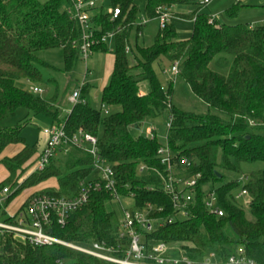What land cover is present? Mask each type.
<instances>
[{"label": "trees", "instance_id": "16d2710c", "mask_svg": "<svg viewBox=\"0 0 264 264\" xmlns=\"http://www.w3.org/2000/svg\"><path fill=\"white\" fill-rule=\"evenodd\" d=\"M106 1L110 7L119 8L117 18L109 21L108 14L97 8L91 20L99 28L98 38L114 31L115 43L110 50L112 70L100 95V104L112 111L104 114L101 109H94L85 97L91 84L83 82L79 85L82 101L71 105L61 118L55 101L35 95L16 82L41 81V68L49 65L39 58L40 51L61 49L65 73L72 72L82 58L81 31L69 12L70 1L0 0V164L9 173L0 182V189L13 185L36 153L35 146L21 135L24 122L4 124L22 108L50 118L52 123L63 121L68 137L78 129L95 136L100 156L112 166L114 186L120 197L133 195L135 208L146 204L161 208L150 213V217L161 221L160 226L142 232L146 251H151L156 243H180L188 258L195 262H202L207 252H213L219 263L226 264L230 256L242 252L246 258L264 264V166L252 170L244 185L250 217L235 199L237 180L225 177L226 172H240L243 164H264V25L220 23L215 19L210 22L206 13L196 9L190 17L193 21L190 37L177 40L172 23L160 28L158 10L171 11L172 6L184 3L200 8L201 0H143L152 35L147 45H138L143 24L136 22L139 9L134 0ZM243 7L235 2L226 10L227 16L236 17ZM134 27L138 55L130 63L127 55L133 51L129 37ZM107 50L106 43L100 41L92 46L93 52ZM157 61L171 65L178 62V74L166 86L161 85L155 74L153 65ZM142 80L149 84L146 93L140 90ZM188 95L194 103L189 109L179 100ZM198 103L204 108L196 107ZM162 113L167 114L170 122L166 145L173 154V162L179 168L184 158L185 172L199 174L186 217L178 216L155 171H138L140 165L163 170L156 157L162 144L154 131L153 137L148 138L133 136L130 128H138ZM17 144L21 145L17 153L2 156L6 147ZM65 146L73 151L67 155L64 171L52 159L44 169L33 172L0 204L2 219L10 220L5 217V209L13 195L51 177L56 178L57 188H46L41 193L78 194L79 183L93 173V159L69 142L61 144L59 150ZM207 188L214 190L222 216L205 209L202 199ZM119 208L112 203L111 192L102 185L89 192L86 203L68 215L65 225L54 222L47 230L64 242L80 246L127 245L128 239L117 234ZM112 255L120 258L124 250H113ZM0 264L115 263L59 244L33 246L5 233L0 237Z\"/></svg>", "mask_w": 264, "mask_h": 264}, {"label": "built area", "instance_id": "2783aa9c", "mask_svg": "<svg viewBox=\"0 0 264 264\" xmlns=\"http://www.w3.org/2000/svg\"><path fill=\"white\" fill-rule=\"evenodd\" d=\"M69 1V12L79 25L81 31L79 52L82 58L86 60L93 53V44L98 41L106 43L108 39L114 36V31L104 33L99 38L96 36L99 28L94 25L91 17L95 9L102 8L104 0ZM211 1L201 0V5L206 6ZM158 11L159 26L160 28H164L170 21V9L163 8ZM103 12L108 14L109 21H114L119 15V8L109 6ZM212 20L213 18L210 17L209 21L211 22ZM144 22H141V24ZM125 50L129 51V47H126ZM178 71V62H175L171 65L168 72L175 77ZM80 86L74 89L68 96V101L71 105L82 101ZM29 91L35 95L43 93V89L37 86H30ZM104 114H108V112L105 110ZM249 124L252 125V122ZM166 125L167 130L170 122H167ZM153 131L150 130L145 137L152 138ZM41 132L44 137V146L35 161L33 172L40 171L48 166L59 151V146L69 142L92 157L93 172L97 174V178L93 181H87L86 179L81 181L79 183L78 194L75 196H52L45 193H36L30 196L15 214L6 217L10 219L9 221L0 217V235L12 233L33 246L59 244L102 261L115 264H221L214 260V258L217 260V257L213 252H209L210 255H206L202 262L192 261L185 255V251H182V248L172 244L156 243L152 245L151 251H146V247L141 240L142 232H149L157 226H160L161 221L150 217V213L153 210H160L161 208H157L151 204H146L142 208H135L132 205L133 195L125 198L120 197L114 186L112 166L100 156L96 145L97 138L95 136L78 129L68 137L64 130L63 121L53 123L49 128L42 129ZM156 157L163 166L162 171L143 165L138 167V171H155L161 178L163 192L170 196L178 216L186 217L187 209L193 199V190L197 184L199 174L189 175L186 172L176 173L177 166L173 162V154L166 143L158 147ZM180 164L182 168H186V159L183 158ZM243 179L247 180V176H243L240 180ZM240 180H237L238 184ZM102 185L111 192L112 201L117 202L120 206L121 216L117 234L121 239H128L129 243L127 245L108 246L105 243H92L89 246H80L64 242L48 232L47 229L54 222L61 226L65 225L68 215L86 203L89 192L92 189H99ZM9 192L10 190L7 187L0 189V204L7 199ZM124 199H130L131 204L127 207L121 206V200ZM235 199L237 201L241 199L247 205V192L244 186L241 188L238 187V192L235 193ZM202 202L210 214L215 216L223 215L214 190L206 189ZM113 250H124V255L120 258L114 257L112 255ZM226 264L257 263L246 258L242 252H238L236 255L230 256Z\"/></svg>", "mask_w": 264, "mask_h": 264}, {"label": "rangeland", "instance_id": "374dc122", "mask_svg": "<svg viewBox=\"0 0 264 264\" xmlns=\"http://www.w3.org/2000/svg\"><path fill=\"white\" fill-rule=\"evenodd\" d=\"M40 1H46V0H40ZM250 1L249 3L252 4H264V0H241L242 2ZM136 6L138 7L139 11L137 13L136 22L139 24L143 21L147 20V17L144 12V2L143 0H134ZM236 0H213L211 4H209L207 7H204L201 12L206 13L207 15L214 14L218 17V21L220 23L229 21L230 19H237L242 21V23L247 22L250 23H257L258 24H264V22H253V21H259L260 19L264 18V7L258 8V9H252V8H242L238 15L236 17H228L226 10L232 6ZM103 4V5H102ZM102 10H107L109 7L106 0L102 3ZM197 5L193 3H184V4H178L172 10L174 13V17L172 18V25L175 29V37L177 40H184L190 37L193 29V21L190 18L193 13L196 11ZM172 12L170 11V17L172 16ZM146 19V20H145ZM150 29H144V34L141 31L139 33V38L137 40L138 45H147L151 40L152 35V25L149 24ZM146 27V26H145ZM144 28V27H143ZM142 28V29H143ZM143 35V37H142ZM135 27L132 29L129 37V43L130 46L133 48V51L130 52L127 57L128 61L131 63L133 62L134 55H138L137 51L135 49ZM114 40L113 38H110L106 41L107 51L106 52H100L96 51L93 52L86 60L80 58L76 64L72 72L65 73L63 72V56H62V50L59 48H53L48 50H43L38 53L39 58L47 63L49 66L42 67L41 68V76L42 79L40 82H26V80L20 79L16 82V85L25 89L29 90L30 86H37L43 89V93L40 94V97H43L46 100H52L55 101L56 105L59 107L60 110V117L63 118L66 111L70 108L71 104L68 101V96L71 94V92L76 89L80 84L83 82H87L91 84V88L89 92L86 94V98L89 102V104L94 109H101L102 113L103 111L111 112L110 108L106 105L100 104V95H101V89L103 85L108 80L109 77V69L111 65V53L110 50L114 47ZM171 67V64L165 62V61H157L154 63L153 68L155 71V74L160 81L162 86H166L167 83L170 81L171 78H173V75L169 73V69ZM149 89V84L146 80L140 81V90L142 93H146ZM191 95L180 97V102L184 105V108H191L193 102H191ZM188 100V101H187ZM197 103V101H195ZM194 104V103H193ZM203 107V105L199 104L196 107ZM200 107V108H201ZM27 118V119H26ZM23 127L21 128V135L26 139V142L30 145L35 146L36 153L34 156L25 164V170L22 172L18 178L15 180V183L12 185H4V187H8L10 192L7 195H10L14 189H17L21 183L19 182L20 178H24L26 176V173H28L31 168L33 167V162L35 159V156L37 154V149L39 150L42 148L44 144V137L42 135V129L49 128L52 125V121L50 118L43 116V115H34L32 113H29L27 110L20 108L16 115L12 118H8L4 121V124L7 126H13L16 124H23ZM250 121H248V124ZM167 124V114L162 113L159 116L146 120L143 122V124L138 127L134 128L131 127L130 131L133 136H145L150 130H154L157 136V140L160 144L164 145L166 143V125ZM168 147V146H167ZM9 148L17 149V145L10 146ZM10 149H5L6 152H10ZM54 157L53 163L54 165L60 170L64 171L67 155L70 151H73L71 147L65 146L62 150H59ZM64 152V153H63ZM264 164L257 163L256 165H249V164H243L241 165L240 172L237 173H225L226 179L229 180H240L243 176H249L252 170H256L258 168L263 167ZM5 168L0 165V179L5 177L6 172ZM186 168L177 167L176 173H182L185 172ZM32 174V173H31ZM30 174V175H31ZM29 175V176H30ZM97 178V174L95 172L91 173L87 181H93ZM56 178L51 177L48 178L44 183L50 184V182L56 181ZM21 180V179H20ZM247 183L246 180H240L239 181V188L244 186ZM31 187V186H27ZM27 187L20 190L18 193L13 195L8 203V210L10 212L15 211L21 202L23 201L24 196L26 195ZM34 188V187H33ZM205 188V187H204ZM208 189V188H207ZM238 190V189H237ZM238 192V191H237ZM8 197V196H7ZM242 207L244 208L245 214L247 217H250V214L248 212L247 206L244 203L243 200L239 199L238 201ZM113 204H117V202L112 201ZM131 204V200L124 199L121 200V206H129ZM120 209V208H119ZM121 216V212L119 214V219ZM1 237V235H0ZM177 247L182 248V251H185V248L182 247L180 243L178 244H172ZM209 252H207V255ZM185 255L186 252H185ZM210 255V254H209ZM215 261H218L214 258Z\"/></svg>", "mask_w": 264, "mask_h": 264}, {"label": "crops", "instance_id": "0c3cea01", "mask_svg": "<svg viewBox=\"0 0 264 264\" xmlns=\"http://www.w3.org/2000/svg\"><path fill=\"white\" fill-rule=\"evenodd\" d=\"M213 1V0H212ZM211 1V2H212ZM240 2L241 3V0H236V2ZM211 2L209 3V4H211ZM250 1H246V2H242V4L244 5V7L243 8H252V9H260V8H263L264 7V4H258V3H256V4H252V3H249ZM209 4H207L206 6H201L200 8L198 7V5H197V10L198 9H200L199 11L201 12V10L204 8V7H207ZM176 7V5H174V6H172L171 7V12H172V10H174V8ZM209 17H212L213 19H215V20H217L218 21V17L216 16V15H214V14H210L209 13V15H208ZM174 17V13L172 12V16L170 17V21H169V23H172V18ZM146 20V19H145ZM219 22V21H218ZM253 22H260V23H262V22H264V18H262V19H260L259 21H253ZM223 23H229V24H237V23H242V21H240V20H237V19H230L229 21H226V22H223ZM244 23H247V22H244ZM149 24H150V22L148 21V19L143 23V29H142V32H143V34H144V29H149V30H151L150 29V26H149ZM247 24H249L250 26H253V25H257V23H252L251 21H250V23H247ZM258 25H264V24H258ZM146 26V27H145ZM142 37H143V35H142ZM111 56H112V59H111V65H110V69H109V75H110V72H111V70H112V65H113V55L111 54ZM26 82H29V81H26ZM106 84V83H105ZM104 86V85H103ZM110 108V110H112V108L111 107H109ZM69 110V109H68ZM67 110V111H68ZM66 111V112H67ZM108 112V111H107ZM53 124V123H52ZM10 146H13V145H9L8 147H6L7 149H10L9 151L10 152H6L5 153V151L3 152V154H2V156H7V157H11V156H13L15 153H17L19 150H20V148H21V145H18L17 144V149L16 148H13V149H11V148H9ZM43 146H44V144H43ZM43 146H42V148H43ZM5 148V149H6ZM42 148H40L39 150L37 149V154H36V156H38V154L40 153V151H41V149ZM58 152H60V151H58ZM57 152V153H58ZM62 152V151H61ZM60 152V153H61ZM56 153V154H57ZM64 153V152H63ZM37 160V157H36V159L34 160V162H33V167L31 168V170L28 172V173H26V176L24 177V178H20L19 179V182H22L24 179H26L31 173H33V168H34V164H35V161ZM1 166H3L2 164H0ZM4 167V166H3ZM5 168V167H4ZM5 170H6V168H5ZM6 172V175H5V177H3V178H1L0 179V182H2V181H4L7 177H8V175H9V173H8V171L6 170L5 171ZM56 180V179H55ZM46 181V180H45ZM45 181H42V182H40L39 184H37V185H33V186H31V187H27L26 189H27V191H26V195L24 196V198H23V201L21 202V204L19 205V207L15 210V211H12V212H10L9 210H8V206L6 207V209H5V217H9V216H11V215H13V214H15L22 206H23V204H24V202L30 197V196H32V195H34V194H36V193H41V191L42 190H44V189H46V188H57V181H53V182H50V184H45L44 182ZM34 187V188H33Z\"/></svg>", "mask_w": 264, "mask_h": 264}, {"label": "water", "instance_id": "95a60500", "mask_svg": "<svg viewBox=\"0 0 264 264\" xmlns=\"http://www.w3.org/2000/svg\"><path fill=\"white\" fill-rule=\"evenodd\" d=\"M217 176L220 177V173H217Z\"/></svg>", "mask_w": 264, "mask_h": 264}]
</instances>
